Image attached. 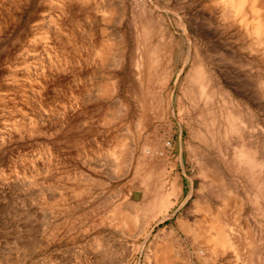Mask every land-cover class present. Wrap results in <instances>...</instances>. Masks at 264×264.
Instances as JSON below:
<instances>
[{"label":"rangeland","instance_id":"1","mask_svg":"<svg viewBox=\"0 0 264 264\" xmlns=\"http://www.w3.org/2000/svg\"><path fill=\"white\" fill-rule=\"evenodd\" d=\"M201 2L0 0V264H153L167 231L207 264L230 205L264 264V43Z\"/></svg>","mask_w":264,"mask_h":264},{"label":"bare ground","instance_id":"2","mask_svg":"<svg viewBox=\"0 0 264 264\" xmlns=\"http://www.w3.org/2000/svg\"><path fill=\"white\" fill-rule=\"evenodd\" d=\"M165 1H168V0H165ZM197 1H202L201 5H202L203 9H209V6L206 5L207 1H209V3H208L209 5H214V4L220 5L221 6L220 14L222 16L223 21L225 23H227L228 27L237 26L238 29H241L243 27L244 31L247 35L251 34V32H252L255 36V40H254L255 46H254V48H252V50H249V51H251L250 54H254L255 56L259 55V53L263 49V43H264V0H197ZM104 6L107 7V5H104ZM189 6H190V9L193 8L190 4H189ZM185 8H189V7L187 6ZM185 8H183V6H180V9H179L178 6H175V8H174L175 13L172 11V14H174V16L176 17L175 20L177 23L179 22L178 21L179 12H182L183 9H184V11L182 12L183 15L185 17L187 16V19L190 20L191 16L189 17V15H187ZM190 9H188V10H190ZM106 10H110V9H108V7H107ZM165 12H167V11H165ZM198 17H199V15H198ZM250 17H252V18H250ZM194 18H196V16ZM180 20L182 21L181 17H180ZM192 26H194V24H192ZM194 27H195L194 30H195L196 36L197 37L203 36L202 35V29H197L198 27H196V26H194ZM158 28H159V31L164 30L163 27H161V23H159ZM163 45H166V44H163ZM166 47H167V45H166ZM241 48L245 49L244 46H241ZM240 52H242V51H239V53ZM239 57L241 59H245L244 56L241 54L239 55ZM232 59H234L233 56H232ZM255 59L257 60V62H260V58L256 57ZM102 60L103 61L106 60V57L104 55L102 57ZM108 91H109V88L106 86L102 90V92L104 94H108ZM114 114H115V112H114ZM144 151H147V150H144ZM121 153L123 154V152H121ZM123 161H124V159H123ZM125 162L126 161H124L123 163H125ZM228 199H229V197L227 198V200ZM231 199H230V201H232L231 203H233L235 197H234V199H232V200ZM230 201L227 203L230 204ZM235 201H238V200L236 199ZM198 203H197V205H199L201 202L199 204ZM235 203L237 205V202H234V205H235ZM202 205H200V207ZM204 205H207V204H204ZM160 207H162V206H160ZM207 207H208V205H207ZM237 207H239V204L237 205ZM201 208H203V207H201ZM204 208H205V206H204ZM213 208H214V206H213ZM230 208H232V213H229V214H228V211H226L225 209L219 210L217 212L211 208L212 210L217 212L215 214L213 213V211H211L210 207L207 208L208 211H207V209H205L206 211L204 210L205 212H207L205 214V216H206L205 220L203 219L204 224H202V225L200 224L201 225L200 228H198L199 226H197V229L198 230L200 229V232L196 231V228L194 229V232H199L197 234L195 233L196 235H198V238H199V240H198V238H196L199 241L197 243V245H196L197 241L195 240L196 235H193V233L190 235L191 238H193L192 237V235H193L194 241H196V242L193 241L195 243L196 247L195 246H194L195 248L192 247V249H194L193 250L194 252H192V253H193L194 257L198 260V263L203 262V263H207V264L208 263L213 264L217 260L221 259V257H222L221 254L225 255V253L227 251H229V257L232 258L231 264L237 263L239 261H240V264H254L255 263V262L253 263V260L251 261V257L253 256V252H254V250H252V249H254V248H252L253 244H251L252 236H251V233L249 230V226L247 224L242 225L239 222L238 216L240 214L238 215L239 210H236L238 208L235 209L234 207H231V205H230ZM120 209H122V208L117 207V209H115V210H117V211H115V213L117 214L116 228H119V230H121L123 232L125 230L128 235L133 236L132 233L134 231L132 232V230H133L132 226L134 225V223L128 219L126 213H122L121 212L122 210L119 211ZM132 219H131L132 221H135L134 220L135 218H132ZM163 219H165V218H163ZM183 225H185V224H183ZM186 225H187V223H186ZM140 227H142V226H140ZM192 227H194V226H192ZM190 229H191V227H190ZM185 230H187L186 227H185ZM192 231L193 230H191V232ZM139 232L141 233V229ZM144 233H145V231H144ZM189 233L187 231L186 238L188 237L187 235H189ZM133 234H136V233H133ZM161 234L159 233V235H161L162 237H164V236L165 237L163 239H159L158 237H157V239H155V240H157V243H159L158 241H160L161 245L158 244L160 247L158 246L159 247L158 250L155 251V253H154L153 264H179L178 261L181 257L176 254V251H175V253L172 252L170 249L171 245L169 246V241L171 242L170 239L172 238L171 237L172 232L170 231V233H169L167 231V232H163ZM188 239H189V237H188ZM191 240H193V239H191ZM155 246H157V245H155ZM156 249H157V247H156ZM192 249H190V250L192 251ZM196 259H194V260H196ZM180 264H187V263L181 262Z\"/></svg>","mask_w":264,"mask_h":264}]
</instances>
